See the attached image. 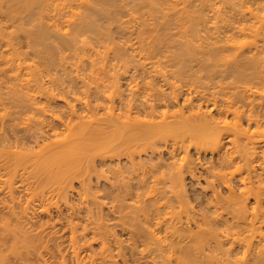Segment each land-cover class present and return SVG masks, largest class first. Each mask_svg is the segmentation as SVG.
Returning a JSON list of instances; mask_svg holds the SVG:
<instances>
[{
	"label": "bare ground",
	"instance_id": "obj_1",
	"mask_svg": "<svg viewBox=\"0 0 264 264\" xmlns=\"http://www.w3.org/2000/svg\"><path fill=\"white\" fill-rule=\"evenodd\" d=\"M193 5H195L193 0H0V14L5 16L4 22L0 21V41L2 38V42H5V46L7 47H5L6 51L8 52L9 50V53H7L9 56L7 57L5 55L7 57L6 59L4 57V59L1 58L4 60L5 65L2 63L3 60H1V63L5 67L13 66L10 67L11 70L16 65L17 70H15V73L13 71L12 74L14 78L17 79L21 73H19L21 69L27 67L32 68L34 65L25 62L27 60H23L25 58H21V55L19 56L22 51L17 48V46L19 47L17 45L19 41L16 40L17 43L15 44V41L13 42V39L11 40L12 37L16 38L20 35L27 39L26 45L30 48L29 50L40 51L41 49L44 51L45 49L42 48L51 49L53 47V50H56L55 47L58 48L60 46H66L65 48L67 49L74 47L75 51L79 50V54L82 55V58H80L81 55L79 56L77 53V56H79L78 60L81 63L82 61L80 59H85L87 54V59H91L92 56H89V52L93 53L91 51L96 50L98 47V51L96 50L97 52L94 51L92 54L95 55L94 59L92 58L95 61L91 62L89 60L91 64L96 63V59L98 58L95 59V57L100 54L101 49L99 47L101 46L100 48H103V54L101 53L102 55L97 56L100 59L97 63L103 64L104 68L109 67L105 70L106 75L103 72L104 74L100 77L107 76H104L105 79L102 78L104 82L101 80L103 85L100 87L101 84H98V81L97 85H94V88L95 86L98 87L94 90H92V87V89L89 88L88 91L90 92L88 94L85 93L86 96L82 95L79 97L78 92L75 91L76 88H74V92L78 96L73 91L74 96H70L71 93L68 95L69 92L66 93V90H71V86L69 85V88L65 92H63L64 90L62 91V88L60 90L63 93L58 91L59 95H61L60 98L64 99L70 109L69 111L63 110V113L66 112L64 114H60L62 112L52 114L57 113V110L55 111L53 108H50L51 101L54 102L56 97H59L57 91H54L57 88H53V84L56 83L52 82L54 79H51V76L49 77L52 80L51 83H53L52 88L54 90L48 89L51 87V83L48 85L49 87L45 84L46 87L42 90L40 86L46 82H41L43 74L37 75L38 77L35 75V83H38L40 78L39 82L41 83H38L40 90H38L39 92L36 90L38 87L37 84V87L34 89L37 92L35 93L36 95L33 94V96L31 94V97L29 94V97L25 100H23L24 97L23 99L20 98L19 101L21 102L23 100V102L21 104L17 103L21 105V108L18 106V109L21 110L17 111H20L18 113L22 114L23 111L26 112L30 108L37 109V107L43 106V108L39 109L44 110L43 112L46 115L47 113L48 115H52L48 118L43 114L44 117L42 119L40 117L39 121L35 120L31 127L26 128L25 131L22 128L21 132V125L17 126L18 129L15 126L17 125V121H15L14 117L16 118L19 115L15 109L16 112L13 113L17 115H13V119L10 118V120H4L0 123V141L3 144L6 143L5 145L11 143L12 140H14L16 145L20 146L21 144L25 146L24 143L36 147L39 145L38 148L41 147V150L37 148L36 151L39 153L46 145L41 146V143H44L48 138L51 139V135L57 138L64 133L61 135L62 137L64 136V139L65 136L72 138L74 135L76 137L79 135L78 138L74 136V139L72 138L74 141L72 142H70L72 139L68 140L69 144H66L67 146L63 145L65 142L68 143L65 141L66 139H60L65 141L63 144L61 143L62 146L58 141L59 145H57L60 148L58 146L56 147L55 144L57 142L54 143L55 140L59 139H55L53 136L55 140L51 139L53 142L51 140L47 142L50 146L51 141L53 143H51V147L54 145L55 147L53 148L55 149H53L54 151L50 150V147L46 145L49 149L48 152L44 149L46 151H43L44 155L47 153L43 156L44 159L46 157L49 161L54 156L53 162H55L56 158V161L63 162L68 159H65L66 156L69 157L72 153L74 154L75 147L77 148L79 145L86 144L90 145L91 148L93 146L94 150L96 149V157H99L98 159L103 162V165H112V169L110 168L111 174H114L112 177L123 180L122 183L120 181L121 179L118 180L120 185L127 182L124 178L128 174L130 179L132 177V180H134V175H140L139 178L137 176L135 177V180H138L136 183L134 181L131 183L132 180H128L130 184L126 185L128 182L124 184V187L126 186L125 188H121L122 186L120 187L117 184V188L113 189L115 186H111L110 183L112 182H110V186H107L112 188L113 193L107 190V193H110L109 196H111L109 197L107 195V197L112 198L113 195V199L117 202L114 203L113 199L111 200L109 198L107 200L104 199V201H111L110 204L106 202V205L108 204L109 206L112 204L114 209L118 208L117 211L119 210V212L117 214L120 213V218L124 215L126 217L131 213L135 215L131 214V216H127L129 219L136 220L131 222L128 219L131 225L129 227H133V229L129 227L127 229L129 231L134 230L135 235L137 234L134 236V238L136 237L133 240L134 242L136 239L144 241L142 245H146V248L143 251L147 250V253H150L148 254L152 257L153 264H199L200 261H207V264L208 262L210 264H222V260H227L226 262L229 264H232L231 262L233 261L234 264L236 258L233 260L232 256L235 255L234 250H236L237 245L243 248L244 257L246 254L250 256L247 259L245 257L244 259L246 260L238 264H264V99H262L264 95V88H262L264 87V82L260 84L264 80V0H257L255 7L251 4H245V1L242 0H223V3L221 2L217 7V12L214 10L219 15L216 14L217 26V17L221 16L219 18L221 24L219 23L220 25L218 27L222 30L218 35L213 36V40L208 42L207 45L204 44L202 36L194 32L196 31L194 29L195 26L192 27L198 23L197 16H199L198 13L193 12ZM190 7H192V13L197 14H194L196 19L191 17L197 21L196 23H192V25L190 23L193 20L191 21L190 17L186 16L188 15L187 11L190 10ZM195 11L198 12L196 9ZM193 14L190 15L193 16ZM187 17H189L188 21L190 22L188 24L183 22ZM99 18L100 20L102 18L106 19L109 21V24L104 26L103 24H107L108 22L99 23ZM7 22H11L9 23L11 28H8ZM112 25L123 33L122 36L125 38L123 43H116L114 41L115 38L113 39L111 37V32L114 29ZM6 35H10L8 36L9 38ZM248 37L252 39L249 41ZM4 38H8L9 40L5 39L4 41ZM98 42H101V45ZM96 45L99 46L96 47ZM18 50H20L19 54H17ZM81 52H85L86 55L84 56L83 54L85 53ZM111 52L117 58V60L115 58L113 59L117 63L110 60ZM41 58L44 59V56ZM45 58L47 59V56ZM87 59L85 60L88 61ZM112 64L116 65L117 71L120 70H118V67L123 69L118 73L124 79L127 75L130 77L129 72L131 71L134 73L133 76L136 75L135 72L137 70L139 74H142L139 76L146 80L139 81L138 83L135 82L136 84L133 83L136 86L131 84L130 94L132 93V95H128L126 92L127 94L125 96V90L122 89L123 84L120 82L122 78L120 75L118 76L117 71H112L115 70V66ZM195 64H200L202 69L207 65V70L210 68L209 65H212V67L208 72L201 70L199 74L201 72L203 74L206 73L205 77H201L203 75L201 74L197 78L196 76L199 74L195 76V72L200 69L196 70ZM113 67L114 69H112ZM169 67H173L174 69H169ZM132 68L133 70H131ZM12 75L10 77L13 78ZM33 75L28 78L26 77L24 80H27V82L31 79L34 80L31 78ZM139 76L134 77L140 78ZM54 77L56 79V76H52V78ZM134 77L133 82L137 79L134 80ZM156 77H161V79L163 77V79H159L158 81L161 80V82H158L155 80L157 79ZM140 82L143 85H139ZM58 85L60 87L62 85L63 87V84H59V82ZM166 87H168V90ZM63 89L65 88L63 87ZM68 96L77 100V103L80 105L78 107L81 111L75 107V103H69ZM0 97V99H3L2 96ZM40 97L41 99L45 98L43 101H46L48 106H50V110H54V112L52 111L49 114L46 111L45 113L44 107L47 104ZM38 100H41L45 105L41 101L38 102ZM38 103L42 105H38ZM69 104H74V106H69ZM98 113L100 115L97 116ZM18 117L21 118L22 116ZM81 140H85V142L83 141L84 143H82ZM88 140L89 143H92L89 144ZM73 142H75V145L72 148L71 145L74 144ZM8 146L10 147V145ZM192 146H195L193 147L195 151L200 152L198 155L203 150H210L211 155L210 158H205V165H203L205 185H201L202 189H199L201 191L198 193H195V190V194L189 195L186 189L187 187L185 186L186 175L190 174L192 176L191 178H194L196 182L200 176H203V173L197 176V172H195V163L197 161L195 162L191 159L192 157L189 158L188 156L191 155L188 151ZM67 147L74 150L68 149L70 150L68 152V150L64 149H67ZM93 148L91 151H93ZM62 150L61 155L60 151ZM163 152L168 153L173 159V161L168 160L169 162L171 161L169 164H179L178 167L174 165L176 167V170H173L174 172H171V169L167 171L160 170L158 172H161L160 175L163 173L160 178L166 176L164 179L167 180V185L161 183L166 182L162 181L164 179L159 180L158 177V179H155L154 174H151L154 172L153 170H155V173L157 171L153 169L154 162H152V159L156 155H162ZM181 153H183L179 157L181 158V162H177L179 160L177 157ZM49 155L51 156L50 158L48 157ZM92 155L94 154L92 153ZM60 157L62 158L61 160ZM162 159L158 160L160 161ZM147 160L149 161L147 162ZM164 161L160 162H162L161 164L165 163L164 168L166 169L167 162ZM93 162L90 164L92 165ZM145 162L149 164H145ZM9 163L7 161L3 163L0 166V170H2L1 168H9L11 164ZM150 164H152V167H148ZM89 165H87L88 169H86L88 170V175L90 173V167L91 169L93 167V165ZM116 168L117 170H115ZM0 173L3 172L0 171ZM146 175H150L152 178L155 177L152 179L155 180L153 184L155 188L153 187L152 191L157 188L155 183L158 184L159 182L162 184V186L158 184L159 190L156 189L157 192L154 191L156 192L154 193L155 195L152 192V194L149 193L151 190L150 187L153 186L151 185L153 181L151 184H149L150 182L147 183ZM157 180L159 181L156 182ZM118 181L115 183H118ZM83 183L87 184V181H83ZM83 183L81 186L85 190ZM201 183L198 182L197 185ZM147 184L150 185L148 187L150 190H148ZM60 185H58L61 187H58V194L55 192L57 194L55 198H59L57 202L55 199V204L60 201L71 208L72 201L69 192L70 190L72 191L71 186H68V183L65 181L62 183L63 186ZM88 185L89 183L85 186L87 187ZM108 187L106 188L108 189ZM144 189L148 190V194L150 195L145 199L144 197L147 196V193H144L147 191ZM143 191L145 192L143 193ZM92 192L95 191L92 189L90 192L89 190L88 193L90 196L85 195V198L87 196L94 198L95 194H92ZM105 192L104 194H106ZM134 193L136 194L135 197ZM13 194L12 196L10 195L12 197L11 201H14L12 200L14 199ZM130 195L133 196L132 198H135L133 203L129 201L128 196ZM152 196L154 197V200H152L154 202H150L155 204V206L153 205V210L147 208L149 207V202L146 205H144L145 203L142 204V201L144 202V200H148ZM191 197L199 203V208L202 207L199 212L195 210L196 207H193L195 205H192V201L194 200H191ZM85 198L84 201L86 200ZM158 198H161V201ZM96 199H94L95 202ZM99 199L97 206L101 207L100 203H103V200L101 198ZM151 199L153 198L149 200ZM252 199L253 201H251ZM90 200L93 201V199ZM125 200L131 204L129 205ZM95 202H90V205H87L91 207ZM18 203L20 204V202ZM136 203H139V206ZM94 204L91 208L86 206L88 216L89 213L96 212L94 207L96 208L97 206L96 204L94 206ZM132 204H134V208L140 207L142 204L140 208L143 209H141V212L138 211L139 208L137 210H134V208L133 210H127L128 206L131 208ZM9 205L11 208L8 210V213L10 211V214L0 215V264H10V256L19 258L20 261H16L17 263L19 262L18 264H28L29 262L26 261V258L29 259L33 256L42 257L41 250L38 249L40 244L36 245V241L40 240L38 242L42 246L41 234L38 233L40 235H38V238L40 237L38 239L37 233L35 234L33 229L28 231L29 228L27 229V225L26 227L23 225L27 219L25 221L23 220V223L16 222V224L14 221L12 222L11 219L16 217L17 213L12 209L13 206L11 204ZM25 207L26 211H28L27 204ZM82 208L85 209V207ZM111 208L109 211H114ZM77 209L79 210V208ZM73 210L75 209L73 208ZM135 212H137L136 214H142L144 217L137 216ZM102 213L101 211L99 216ZM93 215L89 218L97 216L95 215L93 217ZM115 216L117 218V215ZM77 217L79 216H76L75 220L74 216L71 215L68 222L73 229L71 237L74 241V246L72 247L74 248V252L79 255L78 252L81 250L78 249L85 247V244L88 246L92 238L94 241L98 240L100 242V248L99 250L96 248L98 251H95L96 249L94 248V252L89 251V264H119L120 262L118 263L117 256L122 255L124 252L122 251L124 247L122 245L123 242L119 240H124L115 237L116 235L113 229L111 227L109 229L110 223L108 221L105 222L107 217L104 219L105 216L103 217L102 214L99 218L97 217V222L94 219V223H91L90 219H86L87 221L89 220V223L85 222L88 224L81 223L80 217L79 219ZM125 219L122 218L121 222L120 219L118 221L122 223V220L124 222ZM152 219L155 222L152 223ZM90 223L92 225L96 223V226H92ZM115 223L117 224V222ZM120 223L117 226H120ZM192 224L195 226H192ZM122 227L125 228L124 225ZM88 229H94L90 231L93 233L90 239L88 236L89 233L87 234ZM134 233L129 238H132ZM36 238L37 240H35ZM113 244L117 246L116 248L113 247L116 249L115 251L112 250ZM228 244L230 245L226 247ZM140 247L141 249L144 248L141 245ZM146 256L148 257V255ZM146 256L144 255V258ZM13 260L15 262V259ZM46 260H43L41 264H47ZM44 261L45 263H43ZM63 261L62 263L65 264L66 260Z\"/></svg>",
	"mask_w": 264,
	"mask_h": 264
},
{
	"label": "rangeland",
	"instance_id": "obj_2",
	"mask_svg": "<svg viewBox=\"0 0 264 264\" xmlns=\"http://www.w3.org/2000/svg\"><path fill=\"white\" fill-rule=\"evenodd\" d=\"M194 1V4L195 5H193V12H196V13H198V15L200 16V18H199V16H197V21H198V23H196L197 21L195 20L196 18L194 17V14H196V13H192V7H190V10H188L187 11V14L188 15H186V16H189L190 17V20L192 21L191 23L188 21L189 19V17H187L183 22H185L186 24H188V23H190L191 25H192V23H196V25L194 24L192 27H194V29L196 30V31H194L196 34H199V35H201L202 36V38H203V42H204V44L205 45H207L208 44V42H210V41H212L213 40V36H215V35H218V33L222 30L220 27H218L220 24H221V21L219 22V18L221 17H217L218 18V26H217V24H216V16L218 15L217 13H215L214 12V10H216V12H217V7L220 5V3L222 2L223 3V0H193ZM236 1H238V0H236ZM242 1H245V4H251L253 7H255V5L257 4V0H254V2H253V0H242ZM227 5H228V3H226ZM195 9L196 10H198V12L197 11H195ZM191 12V13H190ZM192 15L193 14V16H191L190 14ZM217 14V15H216ZM197 15V14H196ZM3 15H1L0 14V21H2V22H4V19H5V16H3ZM219 16V15H218ZM191 17H194L195 19H193V18H191ZM97 18H98V16H97ZM125 18V17H124ZM99 20V23L100 22H102V23H107V24H103L104 26L105 25H108L109 24V21H107L106 19H101L100 20V18L98 19ZM195 20V21H194ZM188 21V22H187ZM8 23V28L10 27L9 26V23H11V22H7ZM101 23V24H102ZM220 23V24H219ZM12 25V24H11ZM175 25V24H174ZM113 26V31L111 32L112 34H111V37L114 39L115 38V42L116 43H123V40L125 39L122 35H123V33L119 30V29H116L115 27H114V25H112ZM11 28V27H10ZM193 29V30H194ZM113 35V36H112ZM8 36H10V35H6V37H8ZM23 37V38H22ZM9 38V37H8ZM8 38H4V41H5V39H7V40H9ZM13 39V42L15 41V44L17 43L16 42V40L17 41H19L18 43L19 44H17V45H19V47L17 46V48H19L20 50H22L21 51V54H19L20 53V50H18L17 51V54H19V56L21 57V58H25V59H23V60H27V61H25V62H29V63H32V64H34L33 65V67L32 68H25V69H21L20 71H19V73L21 74H19V79H18V77H17V79L16 78H14V76L12 75L13 74V71H14V73H15V70H17V67H15L16 65H14V69L13 70H11L10 69V67H13V66H9V67H5L4 65V58L6 59L9 55L7 54V53H9V50H8V52L6 51V49H5V42L3 43L2 42V38H1V41H0V96H2L3 97V99H0V123L2 122V121H4V120H10V118H12L13 119V115H17V114H19L18 112H20V111H17V110H21V109H18L21 105H19V104H17V103H22L23 102V100H25L27 97H29V94H30V96L32 97V95L33 94H35V93H37V92H35L34 91V89L37 87L36 85L38 84V83H44L43 81H46L44 84H41V88H42V90H44V88L46 87L45 86V84L47 85V87H49L48 85H50V83H51V81L52 80H50L49 79V77L51 76V79H54L52 82H56V83H51V87H49L48 89H56V90H54L55 92L57 91V93H58V95H59V92L60 93H63V92H65V90L67 89V88H69V86H71L70 87V91H68V89L66 90V93L67 92H69L68 93V95L71 93V95L70 96H74V93L75 94H77L76 92H74V88H76V90L75 91H77L78 92V94H79V97H81L82 95H84V96H86V94H88L90 91H88L89 90V88H91L92 90H94L96 87H98V86H95V88H94V85H97V82L99 81H101V80H103V79H105V77H107V76H105L106 75V71L105 70H107V68H109V67H107V68H104V66H103V64H100V63H97V61L99 62L100 61V59H99V57H97V56H100V54L102 53L103 54V52H102V50H103V48H100L99 47V49H101L100 50V54L99 55H97L96 57H95V59L96 58H98V59H96L97 61H96V63H93V64H91V62H93V61H95V60H93L94 59V56L95 55H92L93 53H94V51H98V47L97 46H99V45H101V42H98V43H100L99 45H96V50L94 49L93 51H91V52H93V53H90L89 51H86V52H89V56L91 57L92 56V58L91 59H89V60H91V62L87 59V57H88V54L86 55V53L85 52H81V53H85V54H83L84 56H85V59H87L88 61H86L85 59H80L81 61H82V63L78 60L79 58V56L81 55V54H79L80 52H78L79 50H77V51H75V48L74 47H69L68 49L67 48H65V47H63V46H60V47H55V49L56 50H53L54 48L53 47H51V49L50 48H42V49H45L44 51H42L41 49H40V51H42V52H40V51H38V50H36V51H34L33 49L32 50H29L30 48L29 47H27L28 45H26L27 44V39L26 38H24V36H19V37H16V38H14V37H12L11 38V40ZM54 39V38H53ZM248 39H249V41L252 39V38H249L248 37ZM247 39V40H248ZM22 42H21V41ZM118 41V42H117ZM21 42V43H20ZM3 43V44H2ZM103 43V42H102ZM21 44H22V47H21ZM21 47V48H20ZM7 48V47H6ZM63 48V49H62ZM71 48V49H70ZM72 48H74V49H72ZM125 48V47H124ZM5 49V50H4ZM49 49V50H48ZM57 49H59V50H57ZM96 51V52H97ZM22 52H24V53H22ZM35 52H37V53H35ZM95 52V53H96ZM77 53L79 54V56H77ZM101 54V55H102ZM7 57H6V56ZM42 57V56H44V59H42L40 56ZM47 56V59L45 58ZM4 57V58H3ZM1 58H3V59H1ZM80 58H82V55L80 56ZM116 59L117 60V58L114 56V54L112 55V52L110 53V60L112 61V62H114V63H117V62H115L116 60H113V59ZM1 60H3V62L1 61ZM39 63H38V62ZM110 61V62H111ZM4 64V65H2V63ZM7 65V64H6ZM113 65V64H112ZM112 65H111V67H112ZM196 65V64H195ZM202 65V64H201ZM205 65V64H204ZM113 66H115V70H112V71H117L116 69V65H113ZM198 66V67H197ZM207 65H205L204 67V69H202L201 67H200V64H197L195 67H196V70L198 69H200L199 71H196L195 72V76H196V74H199V72L202 70H204L203 72H205V70H206V72H208V70L212 67V65H209L210 66V68H208V70L206 69L207 67H206ZM208 66V67H209ZM5 67V68H4ZM6 68H8V69H6ZM16 68V69H15ZM103 68H104V70H103ZM112 69H114V67L112 68ZM120 69V70H119ZM169 69H174L173 67H169ZM41 70V71H40ZM118 70L119 71H117V74H118V76L120 75L119 73L121 72V70H123V69H121V68H119L118 67ZM131 70H133V68L131 69ZM135 70V69H134ZM39 71V73H37ZM42 71H43V73H42ZM18 72V71H17ZM105 73V77L103 76L102 78H100L104 73ZM119 72V73H118ZM132 72V71H131ZM131 72H129V75H130V77H128V75L127 76H125V79H124V77L123 76H121V80H120V82H121V84H123L122 86H123V88L122 89H124L125 90V92H124V94H125V96H126V94L128 93V95H132V93L130 94V87L133 85V86H136V85H134L133 83H135V82H139V81H144V80H146V79H143V78H141L139 75L141 74H139V71L137 72V70H136V75H134V76H139L140 78H138V77H134L133 76V72L131 73ZM203 72H201V74H203ZM41 73V74H40ZM49 73V74H48ZM132 75H131V74ZM137 73H138V75H137ZM154 73V72H153ZM152 73V74H153ZM264 73V72H263ZM10 74V75H9ZM34 74V75H33ZM44 76H43V75ZM51 74V75H50ZM201 74H199V75H197L196 77L197 78H199L200 77V75ZM205 74L206 73H204L203 75H201V77L202 76H204L205 77ZM13 76V78L12 77H10V76ZM31 75H33L31 78H33L34 80H30L29 82H27V80L25 81L24 79L27 77H30ZM38 75H42V80H41V82H39L40 81V78H39V81H38V83H35L36 81H35V77ZM49 75V76H48ZM142 75V74H141ZM9 76V77H8ZM37 76V77H38ZM52 76H56V79H55V77L54 78H52ZM132 76V77H131ZM155 76V75H154ZM153 76V77H154ZM173 77H174V75H172ZM171 76V77H172ZM199 76V77H198ZM133 77H134V82L132 81L133 80ZM146 77H147V75H146ZM176 77H177V75H176ZM203 77V78H204ZM130 78V79H129ZM157 78V77H156ZM219 78V77H218ZM218 78H217V80H218ZM30 79V78H29ZM28 79V80H29ZM37 79V78H36ZM159 79H161V77H158L157 79H155V80H159ZM162 79H163V77H162ZM161 79V80H162ZM183 79V78H182ZM264 79V78H263ZM50 80V81H49ZM123 80V81H122ZM161 80L160 81H158V82H161ZM34 81V82H33ZM59 82V84L61 83V84H63V87L65 88V89H63V87H62V85H61V87H60V85H58V82ZM98 82V84H101L100 85V87L103 85V82H104V80H103V82L101 83H99ZM163 82V81H162ZM263 82H264V80L260 83V84H263ZM52 84H53V88H52ZM75 84H76V87H75ZM132 84V85H131ZM136 84V83H135ZM161 84V83H160ZM65 85V86H64ZM66 85H67V87H66ZM69 85V86H68ZM139 85H143V83L142 82H140V84ZM44 86V87H43ZM58 86V87H57ZM261 86V85H260ZM263 86H264V84H263ZM38 87H39V84H38ZM38 87L36 88V90L38 91V90H40V87H39V89H38ZM56 87V88H55ZM62 88V91L60 90ZM167 88V90H168V87H166ZM165 88V89H166ZM262 88H264V87H262ZM87 89V90H86ZM90 89V90H91ZM85 91V92H83V91ZM91 90V91H92ZM123 90V91H124ZM166 90V91H167ZM264 90V89H263ZM59 91V92H58ZM74 93H73V92ZM39 92V91H38ZM127 92V93H126ZM86 93V94H85ZM32 94V95H31ZM73 94V95H72ZM78 94L76 95V96H78ZM81 94V95H80ZM36 95V94H35ZM127 95V96H128ZM34 96V95H33ZM60 96L61 95H59V97L58 98H60ZM70 96H68V100H69V103H75V107L77 108V109H79L80 110V108L78 107V106H80L78 103H77V100L76 99H72V97H70ZM83 96V97H84ZM262 96V95H261ZM264 96V95H263ZM263 96H262V99H264L263 98ZM23 97H24V99H23ZM1 98V97H0ZM6 98V99H5ZM20 98H22L23 100L20 102L19 100H20ZM37 98L39 99V97L37 96ZM58 98L56 97V100H54V102L53 101H51L52 103H50L51 104V107L50 106H48V104L46 103V101H43V99L45 100V98H42L41 99V97H40V99L44 102V103H46L47 105H46V107H47V109H46V107H44V109H45V113H46V111H48L49 112V114H50V112H54V110L56 111L57 110V113L55 112V113H52V114H59L60 112H62L63 110H67V111H69L70 109H69V107H68V104H66V102L64 101V99L63 98H60V99H63V100H58ZM18 99V100H17ZM16 100H17V102H16ZM40 100V101H41ZM8 101V102H7ZM19 101V102H18ZM39 100H38V102H40ZM41 101V103H43ZM71 101V102H70ZM41 103H38V105L39 104H41ZM43 103V104H44ZM49 104V105H50ZM55 104H57V105H55ZM15 105H17V106H15ZM42 105V104H41ZM40 105V106H41ZM45 105V104H44ZM73 106H74V104H72ZM71 104H69V106H72ZM19 106V107H18ZM53 106V107H52ZM56 106V107H55ZM53 108L54 110H50V108ZM21 108V107H20ZM39 108H43V106L42 107H39ZM38 107H37V109L35 108H28L29 110L28 111H23V113L22 114H19V115H17L16 116V118L14 117V119H15V121H17L16 123H17V125H15L16 126V129H18L17 128V126H19V125H21V132H22V128H24L23 129V131H25V129L26 128H28V127H31V125L35 122V120H40L39 118L41 117V119H42V117H44V115H45V117H48V118H50L49 116H51L52 114H50V115H48V113H47V115L46 114H44V110H42V109H39ZM15 109H16V111H15ZM27 110V109H26ZM50 110V111H49ZM81 111V110H80ZM13 112H16L15 114L13 113ZM25 112V113H24ZM59 112V113H58ZM64 113H66V112H64ZM63 112L62 113H60V114H64ZM100 113H102V111H100ZM44 114V115H43ZM95 115V114H94ZM98 115H100L99 113L97 114V116ZM18 116H22L21 118H19ZM97 116H95V117H97ZM88 119V118H87ZM37 122V121H36ZM24 125V126H23ZM27 125H30V126H27ZM25 126H27V127H25ZM20 128H19V130H20ZM60 131H61V129H59ZM78 132V131H77ZM26 133H28V132H26ZM62 133V132H61ZM60 133V134H61ZM66 133V132H65ZM64 134V133H63ZM63 134H61V135H63ZM59 136V137H57L59 140H55V139H57V138H55V136L54 135H51V139H53V136H54V138L55 139H53V140H55L54 141V143H56L55 145H56V147L59 145V143H60V145H61V143L63 144L65 141H67L68 143H64L63 145H66V144H69V141L68 140H71L74 136H72V138L71 137H67V136H65V139H64V136L62 137V136ZM78 137H79V135H77ZM67 137V138H66ZM76 137V136H75ZM78 137H76V138H78ZM64 139L63 141L62 140H60V139ZM69 138V139H68ZM81 139H82V137H80ZM51 139H47L44 143H41V146L43 145H48L49 146V144H48V140H51ZM74 139V138H73ZM71 140L70 142H72V141H74V140ZM84 139V138H83ZM53 140H51L52 142H53ZM50 141V150H53V149H55V148H53V147H55L54 145L51 147V145L53 144L52 142ZM58 141H59V143H58ZM78 141H80V140H78ZM82 141V140H81ZM84 142H85V140H83ZM82 141V143H84ZM87 141V140H86ZM77 142V141H76ZM52 143V144H51ZM74 144L73 145H71L72 146V148H73V146L75 145V142H73ZM79 143V142H78ZM81 143V142H80ZM88 143H89V140H88ZM87 143V144H88ZM90 143H92V142H90ZM89 143V144H90ZM6 143H2L1 141H0V166L3 164V163H5L6 161L7 162H10L9 164H10V166H9V168H7V169H5V168H1L2 170H0L1 172H3V173H0V215H6V214H10V211H9V213H8V210L11 208L10 207V205L8 206V204H11L13 207H12V209L13 210H15V212L17 213L16 214V217H13L12 219H11V221L13 222L14 221V223H18V222H22L23 223V220L25 221L26 219V221L24 222V226L26 227V225H27V229H28V231H30V230H34L35 231V234L37 233V238H38V233H40L41 234V242H43L42 243V246H41V243H39L40 242V240H37V238L35 239V240H37L36 241V245H39L37 248L38 249H40L41 251H40V253H41V258H39V257H35V256H33V257H31V258H26V261L27 262H29L28 264H41V262L43 261V260H46V263L47 264H63L62 263V261L64 260H66L65 262V264H79L80 263V261H81V263L80 264H89L90 262V258H89V251H93L94 252V249H98L99 250V248H100V242L97 240H93L92 238L90 239V237L92 236V234L93 233H91L90 231L92 230H94V229H88L89 231H87V234L89 233V239H90V241H89V243H91L92 241V244H90L89 245V243H88V246L85 244V247H83V248H79L78 250H81V251H79L78 253H79V255H77L75 252H74V248H72L73 246H74V241H73V239H72V237H71V232H72V228L70 227V225H69V219L71 218V215L72 216H74V219L76 220V216H79L80 217V222L81 223H85V222H88L89 223V220L87 221L86 219H90V221H91V223H94L95 222V220H96V222H97V217L99 218L102 214H103V217H104V219L107 217V219L105 220V222L106 221H108V223H110L109 224V229H110V227L113 229V231L115 232V237H118V238H121V239H123L124 241H122V240H119V241H121V242H123V249H122V251H124L123 252V256L122 255H120V256H117V260H118V263L119 264H147V262H148V264H153V259H152V257H150L149 256V254L147 253V250L146 251H143V249L145 250V248H146V245H142V242H144V241H141V239H138V240H140L139 241V243H138V240L136 241L135 240V242L133 241L135 238H134V236H136L135 235V233L133 232L134 230H131V231H129L128 229L129 228H131V229H133V227H129V226H131L129 223V220L131 221V222H134V220H132V218H130L129 219V217H127V216H131V214L130 215H127L126 217H125V215L124 216H122V218H126L125 220H127V221H125L124 220V222H125V224H123L124 222H123V220H122V223H120L121 222V219L122 218H120V213L119 214H117L118 212H119V210L117 211V209H114V206H112V204L111 205H109L108 206V204H110L111 203V201H104V199H106L107 200V198H109V197H111V196H109V194L107 193L108 191L107 190H109L110 192L112 191V193H113V190H112V188L111 187H108V186H110L109 185V183L110 182H112V183H110L111 184V186H115L113 189H116L117 188V184H119L120 185V183H119V179H121V178H119V179H116V177H112V176H114V174H111V170H110V168L112 169V165H109V166H107V165H103V162H101V160L100 159H98L99 157L97 156L96 157V155H97V152H96V149L94 150V148H93V146H92V148H93V151H91L92 150V148L90 147V145H86V144H82V145H85V146H82V145H77L78 147L76 148L75 147V150L74 149H72V148H70V147H67V149L66 148H64L65 150H68V149H72V150H74V154L72 153L69 157L68 156H66V158L65 157H62V158H65V159H67V160H65V161H63V162H61V161H56V159H55V162H53V157L54 156H52V160H50L49 159V161L47 160V158L45 157V159H44V157L43 156H45L44 155V152H48V149L49 148H47V146L45 145L44 146V148H42L43 150L42 151H39V153L38 152H36L37 151V148H38V146L39 145H37V147L36 146H34V148H32L33 146L30 144V146L29 145H26V143H24L25 144V146L23 145V144H21V146L20 145H16L15 143H14V140H12L11 141V143H9V144H7V145H5ZM28 144H29V142H28ZM58 144V145H57ZM71 144V143H70ZM77 144V143H76ZM8 145H10V147L8 146ZM23 145V146H22ZM92 145V144H91ZM28 146V147H27ZM32 146V147H31ZM62 146V145H61ZM67 146V145H66ZM9 147V148H8ZM21 147V148H20ZM24 147H26V148H24ZM30 147V148H29ZM46 147V148H45ZM59 147V146H58ZM193 147H195V146H192L191 148H190V150L188 151V152H190L191 153V155H188V152H187V155L189 156V158H191V159H193L196 163H195V167H196V169H195V172H197L196 174H197V176H198V174L199 175H202V173H203V176L200 178L199 177V180L196 182V180L193 178H191L192 176L190 175V174H187L186 175V179H185V183H186V189L188 190V193H189V195H193V194H195V193H198L199 191H201V190H199V189H202L201 188V185L203 186V184L205 185V178H203L204 176H205V171H204V169H203V165H205L204 163H205V158H210V155H211V152H210V150H207V151H205V150H203V151H205V152H201V154H199L198 155V153H200V152H198L197 150L195 151V148H193ZM32 148V150H30ZM40 148V150H41V147H39ZM39 148H38V150H39ZM52 148V149H51ZM60 148V147H59ZM96 148V147H95ZM44 149H46V151H44ZM58 149V148H57ZM70 150H68V152L70 151ZM44 151V152H43ZM54 151V150H53ZM58 151H59V149H58ZM40 152H43V153H40ZM51 152V151H50ZM49 152V153H50ZM63 152V150L62 151H60V154ZM73 152V151H72ZM94 154V155H92V153ZM52 153V152H51ZM50 153V154H51ZM41 154H43V155H41ZM64 154H65V152H64ZM69 154V153H68ZM52 155V154H51ZM58 155V154H57ZM56 155V156H57ZM62 155V154H61ZM183 155V153H181V154H179V156L177 157V159H179V160H177V162H181V158H179V157H181ZM55 156V157H56ZM94 156V157H93ZM161 156V157H160ZM200 156V157H199ZM49 158L51 157L50 155L48 156ZM60 157V160L62 159ZM156 157V158H155ZM153 159H152V162H154V168L153 169H156L157 171H156V173H155V170H153L154 172H152L151 174H154V176L156 177H150V175H146V177H147V183H149V184H151L152 183V181H153V183L151 184V185H153L154 184V182H155V180H152V179H158L159 178V180L160 179H164V177H166V176H163V178H160L161 177V175H163V173L160 175V173H158L160 170L162 171V170H170L171 169V172H174L173 170L176 168V167H174V165L175 166H177L178 167V163H175V164H169L170 162L168 161V160H172L173 161V159L170 157V155L168 154V153H166V152H163L162 153V155H160L159 154V156L158 155H156ZM169 157H170V159H169ZM59 158V157H58ZM96 158V159H95ZM163 158V159H162ZM199 158V159H198ZM11 159V160H10ZM158 159H162V160H160V161H164V162H167V164H166V169L164 168L165 167V163H163V164H161L162 162H160ZM198 159V160H197ZM8 160H10V161H8ZM151 160V159H150ZM88 161H91V162H93V167H92V169H91V167H90V169H89V175H88V170H86V169H88V167H87V165H89L91 162H88ZM124 161V160H123ZM122 161V162H123ZM149 160H147V162H148ZM199 161H201V162H199ZM203 161V162H202ZM14 162V163H13ZM17 162V163H16ZM60 162V163H59ZM88 162V163H87ZM101 162V163H100ZM147 162H145V164H149V163H147ZM152 162H150V163H152ZM95 163V164H94ZM201 163V164H200ZM13 164V165H12ZM18 164V165H17ZM153 164V163H152ZM152 164H150V166H148V167H152L151 165ZM197 164H199V165H197ZM16 165V166H15ZM91 164L89 165V166H92ZM198 167H197V166ZM202 165V166H201ZM96 167V169L94 170V168ZM114 166V165H113ZM155 166H158V167H156L155 168ZM160 166V167H159ZM108 167H109V170H108ZM115 167V166H114ZM114 167H113V169H114ZM13 168H14V170H13ZM160 168H162V169H160ZM205 168V167H204ZM6 170V171H5ZM94 170V171H93ZM115 170H117V168L115 169ZM141 171H142V169H140ZM176 170V169H175ZM199 171H200V173H199ZM204 171V172H203ZM6 172V173H5ZM92 172V173H91ZM110 172V173H109ZM139 172V171H138ZM140 173V172H139ZM3 174V175H2ZM156 174V175H155ZM91 175V176H90ZM109 175V176H108ZM166 175V174H165ZM190 175V176H189ZM137 176V175H136ZM135 175L133 176V179L134 180H132V177H131V179L129 178L130 176H129V174L124 178V179H126V181L128 182H126L125 180H124V182H126V183H124V184H126V185H129L130 184V180H132L131 181V183L134 181V183H136L137 181L135 180L136 177ZM152 176V175H151ZM85 179H84V178ZM109 177H110V179H109ZM138 178L140 177V175L139 176H137ZM148 177H150V178H148ZM158 177V178H157ZM82 178H83V181L84 182H86L87 181V184L89 183V185L87 186L88 187V189H87V187L85 186V185H87V184H85V183H83V181H82ZM91 178V180H89ZM127 178H129V179H127ZM114 179V180H113ZM204 179V180H203ZM129 180V181H128ZM159 180H157L156 182H158ZM64 181L65 182H67L68 183V186H71V189H72V191L70 190L69 192H70V196H71V208L69 207V206H66L65 204H63V202H60L59 200V202L57 203V204H59V206H57V204H55V199H56V202H57V199H59V198H55L56 197V195L58 194L57 192L59 191L58 189L59 188H61V187H59L58 185H62V183H64ZM81 181H82V183L84 184V189L85 190H83V188H82V186H81ZM90 181H91V184H90ZM106 181H108L107 182V184H105L106 183ZM116 181H118V183H115ZM121 181V183L123 182V180L121 179L120 180ZM139 181H140V179H139ZM162 181H166V182H161L163 185H165L166 183H167V180H162ZM194 181V182H193ZM115 184H114V183ZM198 182L199 183H201L200 185H197L198 184ZM204 182V183H203ZM103 183H104V186H103ZM161 183H159L158 182V184H160L161 186H162V184ZM113 184V185H112ZM124 184L122 185H120V187L121 188H123L124 187ZM149 184H147L148 186H147V188L148 187H150V185ZM157 183H155V186L157 185V190H159V185H158ZM60 185V186H61ZM108 185V186H107ZM167 185V184H166ZM168 185H169V182H168ZM63 186V185H62ZM160 186V187H161ZM197 186V187H196ZM199 186H200V188H199ZM59 187V188H58ZM86 187V188H85ZM94 187V188H93ZM106 187H108V189L106 188ZM126 187V186H125ZM124 187V188H125ZM154 187V185L152 186V187H150V189L148 188V190H150L149 191V193H156L157 192V190L156 189H153L154 191H156V192H154V191H152V188ZM89 188H91V189H89ZM146 188V187H145ZM146 188V189H147ZM155 188V187H154ZM92 189H93V191H95V192H92V194L94 193L95 194V197H96V194H97V197L96 198H101V200H103L102 202L104 203V205H103V203H100V206L101 207H103V206H106V207H103L102 209H101V207H98L97 205V203H98V201L100 200H98V199H96L95 197L94 198H90L89 196H90V194L88 193L89 192V190H90V192L92 191ZM96 189H98V190H96ZM146 189H144L145 191H147V192H145V191H143V193L144 194H146L147 196H145L144 194H142V195H144L143 197H144V199L146 198V197H148V190H146ZM57 190V191H56ZM88 190V191H87ZM197 192H196V191ZM87 191V192H86ZM106 191V192H105ZM135 191V190H134ZM194 191H195V193H194ZM35 192V193H34ZM57 194H56V193ZM101 192H102V194H101ZM104 192L106 193V194H104ZM11 193V194H10ZM12 193H14L13 195H14V199H12V200H14V201H11V196H12ZM54 193H55V196H54ZM86 193H88V194H86ZM101 194V196H103V197H101L100 196V194ZM111 193V194H112ZM151 193V194H152ZM36 194V195H35ZM98 194H99V196H98ZM135 194V193H134ZM133 194V195H134ZM11 195V196H10ZM85 195H89V196H87V198L89 197L90 199H93V201L92 200H90L89 198L87 199V198H85ZM107 195L109 196V197H107ZM155 195V194H154ZM79 196H82V197H79ZM130 196H131V198H130ZM130 196H128L129 197V201L131 202V203H133V201H134V199L135 198H132L133 196L132 195H130ZM136 196V194L134 195V197ZM150 196V195H149ZM77 197V198H76ZM113 195H112V198H109V199H113ZM127 197V198H128ZM143 197H142V199H143ZM193 197V196H192ZM192 197H191V200H194V199H192ZM81 198V199H80ZM84 198L86 199V200H88L87 201V203H86V200L84 201ZM103 198V199H102ZM126 198V200H128ZM150 198H153V199H151V200H149ZM150 198H148V200H144V202L142 201V204L143 203H145L144 205H146V204H148V202H149V207H147L148 209H151V210H153V208H154V206H155V204H153L152 202H154V201H152V200H154V197L152 196V197H150ZM18 199H19V201H18ZM94 199H96V202L94 201ZM108 199V200H109ZM83 200V201H82ZM89 200H90V202L92 203V202H95V204H96V208L94 207V209L96 210V212H97V214H96V212L95 211H93L92 209V211L93 212H95V213H93V212H91L92 214H90L89 213V216H88V214H87V209H86V206H88V205H90L89 203ZM125 200V201H126ZM158 200L159 201H161V198H158ZM20 202V204L18 203V202ZM28 201V202H27ZM129 201H126V202H128V204H129ZM150 201H152V202H150ZM195 202H196V200H194ZM194 201H192L193 202V204H192V202H191V204L192 205H195V206H193L194 208H195V210H197V212H199V210L202 208L201 206V208H199V203L198 202H194ZM251 201H253V199L251 200ZM74 202H75V204H74ZM85 202V203H84ZM106 202L108 203L107 205H106ZM113 202L115 203V202H117L116 200H114L113 199ZM112 202V203H113ZM81 205H80V204ZM83 203V204H82ZM114 203H113V205H114ZM130 203V204H131ZM195 203V204H194ZM7 204V205H6ZM13 204H16V205H13ZM19 204V205H18ZM27 204V207H28V211H26V207H25V205ZM29 204V205H28ZM84 204H86V205H84ZM88 204V205H87ZM94 204V203H93ZM93 204H92V206L91 207H93ZM95 204H94V206H95ZM129 204V205H130ZM137 204V206H139L138 204L139 203H136ZM142 204L140 205V207L142 206ZM150 204H152V205H150ZM190 204V205H191ZM103 205V206H102ZM144 205H143V207H144ZM147 205V206H148ZM154 205V206H153ZM191 205V206H192ZM198 205V206H197ZM19 206V207H18ZM24 207V208H22V207ZM73 206H75V207H73ZM77 206V207H76ZM85 207V209L84 208H82V207ZM111 206H112V208H111ZM133 206V207H132ZM136 206V207H137ZM6 207H8V208H6ZM89 208H91L90 206H88ZM108 207H110L111 208V210H114V211H109V209H108ZM130 206H128V208H129ZM140 207H137V208H139V210L138 211H140L141 212V209H143V208H140ZM59 210H58V209ZM73 208L75 209V210H73ZM77 208H79V210H82V211H79ZM98 208H100L101 209V211L103 212L100 216H99V214L101 213V211H100V209H98ZM127 208V210H133V208H134V204H132L131 205V208H129L128 209ZM137 208H134V210L136 209L137 210ZM11 209V210H12ZM17 209V210H16ZM23 209V210H22ZM62 209V210H61ZM70 209V210H69ZM145 209V208H144ZM21 211V212H24V213H21V212H19V211ZM44 212H43V211ZM61 210V211H60ZM77 210H78V212H77ZM99 210V211H98ZM103 210H105V211H103ZM19 213H18V212ZM51 211V212H50ZM84 211H86L85 213H83ZM32 212V213H31ZM72 212V213H71ZM100 212V213H99ZM105 212V213H104ZM143 212V211H142ZM144 212H145V210H144ZM143 212V213H144ZM26 213H28V214H26ZM31 213V214H30ZM34 213V214H33ZM61 213V214H60ZM73 213H75V214H73ZM137 212H135V214H136ZM19 214H20V218H19ZM80 214V215H79ZM88 216V218H87V216ZM94 214V215H93ZM105 214V215H104ZM138 214H140V213H138ZM138 214H136L137 216H140V217H144L142 214H140V215H138ZM18 215V216H17ZM21 215H23V216H21ZM28 215V216H27ZM65 215V216H64ZM91 215H93V217L95 216V215H97V216H95L94 218H89V217H92ZM115 215H117V218L119 217V219H120V222L117 220V218H116V216ZM119 215V216H118ZM132 215H134V214H132ZM163 215V214H162ZM26 216V217H25ZM69 216V217H68ZM135 216V215H134ZM18 217V218H17ZM60 217V218H59ZM79 217H77L78 219H79ZM16 218V219H15ZM31 219V220H29V219ZM65 218H66V220H65ZM19 221H18V220ZM22 219V220H21ZM92 219H93V222H92ZM95 219V220H94ZM129 219V220H128ZM33 220V221H32ZM115 220H117V221H115ZM142 220V219H141ZM154 219H152V223L153 222H155V220L153 221ZM29 221V222H28ZM110 221V222H109ZM136 221V220H135ZM137 221H139V220H137ZM27 222V223H26ZM54 222V223H53ZM111 222H112V224H111ZM115 222H117V224L118 223H120L119 225L120 226H117V224L115 223ZM16 223V224H17ZM21 223V224H22ZM53 223V224H52ZM68 223V224H67ZM88 223H85V224H88ZM90 223V224H91ZM89 224V226H91ZM96 224V223H95ZM95 224H93V225H95ZM116 226H115V225ZM121 224H122V226L124 225L125 226V228L124 227H122L121 226ZM92 225V226H93ZM127 225V226H126ZM194 224H192V226H193ZM35 226V227H34ZM96 226V225H95ZM195 226V225H194ZM31 227V228H30ZM129 227V228H128ZM204 227H206L205 225H204ZM90 228V227H89ZM128 228V229H127ZM193 228H197V227H193ZM40 229V230H39ZM38 230V231H37ZM34 231H32L33 233H34ZM112 231V230H111ZM113 231H112V233H113ZM131 232H133L134 233V235L132 236V238H129V236L130 235H132L131 234ZM51 234V235H50ZM114 234V233H113ZM43 236V237H42ZM53 236V237H52ZM40 237L38 238V239H40ZM71 237V238H70ZM44 238V239H43ZM72 239V240H71ZM117 239V238H116ZM131 240V241H130ZM39 241V242H38ZM73 241V242H72ZM129 241V242H128ZM133 242V243H132ZM46 243V244H45ZM72 243V244H71ZM99 244V245H98ZM125 244V245H124ZM132 244H135V245H132ZM144 244V243H143ZM128 245H132V246H128ZM140 245L142 246V247H144V248H142L141 249V247H140ZM230 244H228V245H226V247H228ZM84 246V245H83ZM99 246V247H98ZM113 247H117V246H115V244H113L112 245V250L113 251H115L116 249L115 248H113ZM135 247V248H134ZM137 247V248H136ZM94 248V249H93ZM132 248V249H131ZM47 249V250H46ZM90 249H92V250H90ZM95 250V251H98V250ZM134 249V250H133ZM236 250H234V253H235V255H233L232 256V259L234 260L235 258H236V261L234 260V264H238V263H242V262H244V260H246L247 258H249L250 256H248L247 254H246V259H244L245 257L243 256V248H241V247H239L238 245H237V247L235 248ZM241 249V250H240ZM142 250V251H141ZM238 250V251H237ZM130 251V252H129ZM136 251H140L139 253L138 252H136ZM237 251V252H236ZM136 252V253H135ZM144 252H146L145 254H143ZM246 252V251H245ZM140 253H142V254H140ZM247 253V252H246ZM43 254V255H42ZM74 254H76V255H74ZM84 254V255H83ZM245 254V253H244ZM249 254V253H248ZM64 255V256H63ZM81 255H83V256H81ZM127 255V256H126ZM144 255L146 256V255H148V257L146 256L145 258H144ZM44 256V257H43ZM122 256V257H121ZM141 256H142V259H141ZM87 258V259H86ZM126 258V259H125ZM240 258V259H239ZM9 263L10 264H18L16 261H20L19 260V258H15V257H13V256H10L9 257ZM13 259H15V262H14V260ZM62 259V260H61ZM124 259V260H123ZM239 259V260H238ZM13 260V261H12ZM78 260V262H76ZM89 260V261H88ZM147 260H149V261H147ZM63 261V262H64ZM125 261V262H124ZM227 261V260H226ZM226 261H224V260H222L221 262H223L222 264H224ZM239 261H241V262H239ZM150 262V263H149ZM152 262V263H151ZM198 262H199V260H198ZM206 262V263H205ZM43 263H45V261L43 262ZM207 264V261H200V263L199 264ZM228 262H226L225 264H227ZM232 264H233V261L231 262ZM208 264H210L209 262H208ZM229 264V263H228Z\"/></svg>",
	"mask_w": 264,
	"mask_h": 264
}]
</instances>
